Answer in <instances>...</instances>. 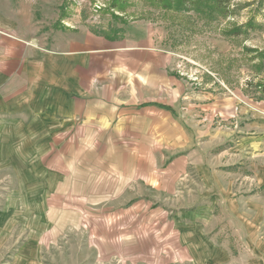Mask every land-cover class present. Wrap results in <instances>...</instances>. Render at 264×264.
I'll list each match as a JSON object with an SVG mask.
<instances>
[{
    "label": "crops",
    "instance_id": "0c3cea01",
    "mask_svg": "<svg viewBox=\"0 0 264 264\" xmlns=\"http://www.w3.org/2000/svg\"><path fill=\"white\" fill-rule=\"evenodd\" d=\"M39 1L0 0V181L17 182L10 195L14 205H0L3 260L9 246L22 241L9 264H49L42 247L56 239L50 197L54 201L61 186L65 196L73 194L72 158L56 156V141L75 133L85 153L80 199L86 213L107 208L129 214L153 205L152 222L159 217L154 243L167 247L172 219L178 249L186 256L169 264H240L231 240L212 233L223 227L243 235L256 230L263 201L257 194L233 197L232 165L215 167L210 153L212 125L229 119L230 100L221 102L214 91H190L150 25L123 26L117 36L69 24L56 29L55 21L36 16ZM189 99L198 135L190 145L175 121L177 108ZM250 168L255 177L243 174L241 181L264 185L262 165ZM189 184L197 200L186 208L180 199ZM169 208L176 211L171 218ZM13 229L26 235L11 238ZM40 229L46 238L39 237ZM251 239L246 237L248 245ZM257 252L256 264H263L262 249Z\"/></svg>",
    "mask_w": 264,
    "mask_h": 264
},
{
    "label": "rangeland",
    "instance_id": "374dc122",
    "mask_svg": "<svg viewBox=\"0 0 264 264\" xmlns=\"http://www.w3.org/2000/svg\"><path fill=\"white\" fill-rule=\"evenodd\" d=\"M112 1L40 0L36 16L40 21H55L54 27L59 24L60 16L64 13L66 18L61 24L65 27L68 24L86 26L110 36H117L123 26L150 25L161 46L173 54L174 72L190 91L198 94L214 91L221 102L230 100L226 107L230 117L225 121L221 118L215 120L211 130L214 143L211 144V151L205 150V153L210 151L212 158L216 159L215 167L219 164L232 165L233 197L257 194L262 199V224L254 231L249 229L247 235L237 229L223 227L215 230L212 236L227 242L231 240L232 252L240 264H256L255 260L260 257L257 252L259 248L262 249L264 260V185L259 187L258 183L256 186L250 180L243 183L239 178L243 174L255 177L256 171L260 174L258 167L255 172L250 170L254 163L262 165L264 176V0H232L226 17L210 16L199 9L188 12L164 10L151 0H129L125 12L115 11L114 17ZM192 110L189 99L177 108L175 119L183 132V141L189 142V145L198 141L195 132L197 121L192 117ZM200 120L201 125L207 126V120ZM80 137L79 134L71 133L65 140L61 138L56 141V156L59 153L67 156L69 153L72 158L70 175L73 194L65 196L61 186V193L57 188L54 201L50 197V202L55 204L52 214L54 224L51 226H54L56 239L50 248L47 245L42 247L44 262L169 264L176 258L184 260L186 256L178 249L179 235L172 229V219H169L167 247L163 243H154L153 235L158 232L159 217L152 222L150 210H155L156 206L148 205L147 211L143 206L129 214L109 211L107 208L86 213L80 199L81 178L86 173L85 164L81 166V155L85 153L80 150ZM205 138L207 135L201 140ZM172 139L175 142L176 138ZM255 155L258 161H255ZM59 168L65 167L56 166V169ZM16 186L17 182L12 180L0 181V205H14L10 195ZM184 197L180 200L186 208L197 200L192 197L190 184ZM65 205L71 213L64 214ZM163 209L166 214V208ZM175 212L174 208H169L168 218L173 217ZM217 216L220 218V215ZM248 222H251L250 219ZM45 232V229H40L39 237L46 238ZM10 233L11 238H16L17 234L21 237L26 235L17 229ZM245 236L252 238V244L248 245ZM128 240H145V245L128 244ZM21 242L9 246L8 256L4 260L3 255L0 256L1 264L10 263ZM144 254L148 256L146 262L140 261ZM179 264L191 263L183 261Z\"/></svg>",
    "mask_w": 264,
    "mask_h": 264
},
{
    "label": "trees",
    "instance_id": "16d2710c",
    "mask_svg": "<svg viewBox=\"0 0 264 264\" xmlns=\"http://www.w3.org/2000/svg\"><path fill=\"white\" fill-rule=\"evenodd\" d=\"M155 2L164 10H176L178 12H188L191 10H200L204 14L217 15L218 17H226L229 11V6L232 0H151ZM129 0H113L111 9L113 10V16L116 17L115 11L119 13L125 12V5ZM66 18V14H62L59 19V24L55 25V28H65L61 24L63 19Z\"/></svg>",
    "mask_w": 264,
    "mask_h": 264
}]
</instances>
